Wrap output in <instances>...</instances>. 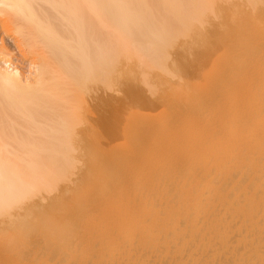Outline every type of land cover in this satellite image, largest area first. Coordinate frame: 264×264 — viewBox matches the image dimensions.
Segmentation results:
<instances>
[{
  "label": "bare ground",
  "instance_id": "bare-ground-1",
  "mask_svg": "<svg viewBox=\"0 0 264 264\" xmlns=\"http://www.w3.org/2000/svg\"><path fill=\"white\" fill-rule=\"evenodd\" d=\"M0 25L34 69L0 46V264H264V0H0Z\"/></svg>",
  "mask_w": 264,
  "mask_h": 264
},
{
  "label": "rangeland",
  "instance_id": "rangeland-1",
  "mask_svg": "<svg viewBox=\"0 0 264 264\" xmlns=\"http://www.w3.org/2000/svg\"><path fill=\"white\" fill-rule=\"evenodd\" d=\"M5 29L6 31H4L2 25H0V46L2 47V45H5L7 47V51L12 54L13 64L22 69L24 77L31 76V73H34V69L30 63L27 48L20 44V37L15 35V32H11L14 30V27L11 28L12 30L9 28V31L7 30L8 28Z\"/></svg>",
  "mask_w": 264,
  "mask_h": 264
}]
</instances>
